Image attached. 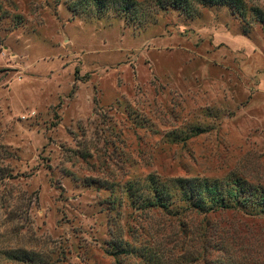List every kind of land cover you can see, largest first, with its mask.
Wrapping results in <instances>:
<instances>
[{"label": "rangeland", "instance_id": "1", "mask_svg": "<svg viewBox=\"0 0 264 264\" xmlns=\"http://www.w3.org/2000/svg\"><path fill=\"white\" fill-rule=\"evenodd\" d=\"M166 1L126 0L133 16L114 0H0V264H146L108 255L114 236L152 240L162 264H264L250 200L264 190V0ZM232 175L246 213L170 223L130 196L148 176Z\"/></svg>", "mask_w": 264, "mask_h": 264}, {"label": "trees", "instance_id": "2", "mask_svg": "<svg viewBox=\"0 0 264 264\" xmlns=\"http://www.w3.org/2000/svg\"><path fill=\"white\" fill-rule=\"evenodd\" d=\"M111 1L112 0H75L73 7L75 9L79 8L85 10L88 6L100 5L102 9H105L109 6ZM193 1L198 4L206 3L203 5H240L238 0H167L165 4H162L161 2L159 5L161 9L170 7L182 11H189V9H192ZM118 2H122L119 3L120 11H126V13L130 12L133 16H136L141 8L138 7L136 2L126 3V0H114V4H117ZM261 14V10H256V15L260 16ZM259 21L264 22V17L260 16ZM228 178L229 181L227 182L204 177L171 178L155 181L153 176H148L145 179V183L147 184H142V188L139 187L138 189H132L130 196H132L135 201L134 203L136 205L134 207L136 213L144 214L145 216L149 211H154L158 216H162L163 219L165 218V221L170 220V223H175V221L178 222L181 218L187 219L188 216L193 214L206 218L211 214L232 210L246 213V201H248V199H246V180L233 177V175ZM149 180H151V185H149ZM250 188L253 190L250 194V200L252 203L257 201V203H253V205L258 207L260 212L264 207L262 204L264 203V190L262 187L259 189L258 187H253L251 185ZM141 219L143 218H140V220ZM189 227L190 226L187 222L186 224L184 223L180 225V229H182L181 232L183 234L185 233V236L182 235V238L187 236ZM224 233L226 234L224 231L220 232V234ZM209 238L211 237L206 230V232L202 234V241L203 239L204 241L212 240V238ZM149 239H153L152 236H149ZM170 239V244H172V246L169 251L172 250V247H178L181 252L185 251V246L187 247V239H183L182 241L176 234H174V240L172 238ZM151 241L152 240H145L143 247L136 248L129 245L123 240V238H116L114 236L109 244V250H106V253L113 256L116 261H119L118 258L122 255L136 256L143 259L146 264H162L157 253L160 251V246ZM210 248L211 246L203 244L202 262L206 259ZM165 250L166 249H164V251ZM185 255L187 258V253ZM186 258L185 262H187ZM31 259L35 258H28V255H26L25 263L28 264L31 262ZM177 260H173V262H179ZM185 262L184 264H186ZM117 264L121 263L117 262Z\"/></svg>", "mask_w": 264, "mask_h": 264}]
</instances>
